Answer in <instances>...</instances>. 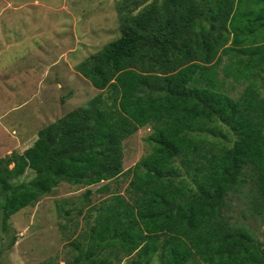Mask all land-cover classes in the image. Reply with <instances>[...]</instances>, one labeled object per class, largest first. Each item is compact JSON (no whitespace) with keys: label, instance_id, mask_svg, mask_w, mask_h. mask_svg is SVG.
<instances>
[{"label":"trees","instance_id":"16d2710c","mask_svg":"<svg viewBox=\"0 0 264 264\" xmlns=\"http://www.w3.org/2000/svg\"><path fill=\"white\" fill-rule=\"evenodd\" d=\"M118 13L121 35L77 66L99 92L0 158L4 230L68 182L86 190L58 209L73 224L60 223L66 264H264V242L226 214L249 184L264 216V0H121ZM230 77L245 82L237 97ZM142 128L150 151L124 169ZM96 184L112 194L92 204Z\"/></svg>","mask_w":264,"mask_h":264},{"label":"rangeland","instance_id":"374dc122","mask_svg":"<svg viewBox=\"0 0 264 264\" xmlns=\"http://www.w3.org/2000/svg\"><path fill=\"white\" fill-rule=\"evenodd\" d=\"M119 1L0 0V158L12 151L24 152L42 128L87 105L99 92L77 66L121 35ZM224 87L237 97L245 82L230 77ZM149 133V128H142L125 140L124 169L150 151ZM33 174L29 169L20 179L29 180ZM128 182L127 176H121L112 182V192L124 193ZM100 186L89 187L94 191L92 204L112 194L98 193ZM248 186L230 195L226 214L248 225L264 242V216L253 214ZM85 190L62 182L51 197L13 214L8 230L0 217V262L40 264L57 257L64 264L71 255L66 254L70 247L62 234L67 229L62 231L60 223L73 224L59 216L58 209L63 201L70 208L71 201L82 197ZM79 221L83 222L82 215ZM13 236L17 241L8 248Z\"/></svg>","mask_w":264,"mask_h":264},{"label":"crops","instance_id":"0c3cea01","mask_svg":"<svg viewBox=\"0 0 264 264\" xmlns=\"http://www.w3.org/2000/svg\"><path fill=\"white\" fill-rule=\"evenodd\" d=\"M66 254L67 255L69 254L68 250H66ZM73 255H75V251H73ZM66 261H67V256H66V258L64 260V264H66ZM55 262H56V264H59V262H60L59 259H57V257H55ZM127 262L128 261H124L122 264H127ZM158 262H159L158 259H155V261L153 262V264H159Z\"/></svg>","mask_w":264,"mask_h":264}]
</instances>
